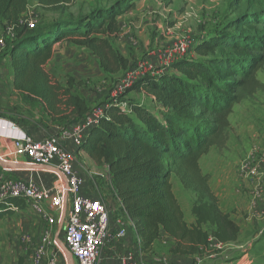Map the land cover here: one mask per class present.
<instances>
[{
    "label": "trees",
    "instance_id": "1",
    "mask_svg": "<svg viewBox=\"0 0 264 264\" xmlns=\"http://www.w3.org/2000/svg\"><path fill=\"white\" fill-rule=\"evenodd\" d=\"M67 1L38 3L47 9ZM29 4L30 0H0V37L7 25L15 27V37L6 38L0 53V65L10 63L13 87L24 102H31L29 95L34 93L45 104L49 114L42 124L66 131L93 107L73 80L64 85L47 71L55 46L69 41L84 47L98 58L105 76L122 74L129 62L113 41L121 33L119 18L132 11L135 3L118 0L87 16L60 17L35 29L18 24ZM230 7L234 17L216 29L211 39L196 42L193 53L201 59L195 55L175 62L174 73L146 75L123 95L137 91L154 97L163 110L129 105L132 114H127L113 100L80 149L105 173V185L111 190L107 197L113 196L118 212L134 223L146 252L164 234L175 241L172 252L180 256H201L208 250L210 236L232 245L239 239L240 227L218 209L212 233L201 221L190 226L173 189L176 175L199 202L215 201L200 161L228 129L235 105L257 86V73L264 67V0H232ZM26 208L23 199L2 202L0 220Z\"/></svg>",
    "mask_w": 264,
    "mask_h": 264
},
{
    "label": "rangeland",
    "instance_id": "2",
    "mask_svg": "<svg viewBox=\"0 0 264 264\" xmlns=\"http://www.w3.org/2000/svg\"><path fill=\"white\" fill-rule=\"evenodd\" d=\"M117 1L68 0L57 8L43 9L38 0H30L28 13L35 14L39 23H43L69 15L87 16L96 9L109 8ZM132 1L135 8L119 18L121 33L113 41L114 48L129 62L127 70L147 54L161 47L166 46L157 52L173 47L181 38L196 42L208 37L211 39L216 29L234 17L230 7L232 0ZM54 52L57 55L54 54L55 58L47 65V71L58 82L66 85L73 80L93 109L109 105L113 101L114 87L127 70L114 77H107L103 74L97 57L84 47L69 41L56 45ZM195 55L192 53L190 57ZM196 58L201 59L197 55ZM2 67L8 93L7 98L6 94L2 97L3 110L11 111L22 121L27 119L41 124L43 121L47 122L44 117L49 111L42 100L31 93V102H24L7 76L10 74V63L7 62ZM164 70L165 68H158V73L172 72ZM256 78L257 86L248 90L235 105L229 117L228 129L200 161L203 174L209 177L215 201L199 202L196 193L186 189L176 175L173 178L174 193L190 226L201 221V226L212 233L216 226L213 215L215 209H218L228 214L242 230L238 241L224 252L213 257L212 252L207 250L200 258L190 259V263L186 264H264V67L258 71ZM123 97L131 106L143 105L159 110L156 100H144L137 91ZM80 164L78 160L79 169L84 172ZM91 167L94 168L91 174L101 187V182L106 180L105 173L96 166ZM246 167L256 169V175L250 176L244 170ZM111 197L104 198L109 212L114 219L126 222ZM68 209L69 207L66 208ZM20 211H14L12 215L0 220V264H32L36 247L40 244V237H35L34 229L27 225L28 213ZM61 220L59 214L53 228V247L46 249L43 264H76L63 247L64 228L60 231ZM128 228L129 236L134 242L143 241L138 237L134 223ZM28 236L35 238L31 246L26 242ZM175 246V241L164 234L156 242L151 254L156 258L179 261L172 252ZM244 256L247 258L245 261Z\"/></svg>",
    "mask_w": 264,
    "mask_h": 264
},
{
    "label": "built area",
    "instance_id": "3",
    "mask_svg": "<svg viewBox=\"0 0 264 264\" xmlns=\"http://www.w3.org/2000/svg\"><path fill=\"white\" fill-rule=\"evenodd\" d=\"M18 24L35 29L39 18L27 12ZM14 30V26L7 25L4 36L0 37V53L5 49L6 38L15 37ZM195 46V40L181 38L173 47L159 51L163 53L152 52L148 57L138 60L115 85L112 93L114 103H118L125 113L132 114L128 102H118L117 99L144 76H159L158 68L170 71L175 62L190 57ZM2 74L3 67L0 65V76ZM153 99L155 100L154 97ZM108 108V104L96 107L85 119L72 125L73 130L67 129L59 136H49L42 141L34 140L15 124L0 120V138L13 141L29 164L55 170L61 175L51 189L31 179L0 177V203L10 199H23L27 209L49 225L39 238L40 244L36 247L32 264H43L46 249L53 247V228L59 214L64 220L63 245L76 264H180L154 257L151 252L145 251L141 240L129 241L128 226L133 222L127 216L124 218L128 225L122 219H114L102 197L91 198L83 194L85 180L75 167V158L68 150L67 142L71 136H88L105 116ZM244 170L250 176L257 173L256 169L250 170L249 167ZM88 176L91 180L94 178L93 174ZM34 239L30 236L26 238L29 246ZM231 245L210 236L208 250L214 257Z\"/></svg>",
    "mask_w": 264,
    "mask_h": 264
},
{
    "label": "crops",
    "instance_id": "4",
    "mask_svg": "<svg viewBox=\"0 0 264 264\" xmlns=\"http://www.w3.org/2000/svg\"><path fill=\"white\" fill-rule=\"evenodd\" d=\"M165 47H161L159 49H164ZM159 49H157L154 52H157ZM54 54L55 56L57 55L55 52ZM150 54L151 53L147 54L142 59L148 57ZM9 72L10 74L9 75L6 74V75L11 80V86H13V76H12L13 74L11 72V68ZM4 77H5V73L3 72V74L0 76V120L1 121H8L15 124L22 131L30 135L36 141H42L46 137L60 134L64 130L63 128L56 125L43 126L39 122H32V121H27L25 123L24 121L17 119V117L13 115L11 111L3 110V107L1 106V103L3 102L2 97L5 94H6L5 98H7L8 96V93L6 92L7 81H4ZM76 89L79 88L77 87ZM140 95L141 97L144 98V100L146 99V100L154 101L153 98L146 97V95L143 93H140ZM156 106L159 110H163L160 104L156 103ZM67 129L73 130V127L69 126ZM86 139L87 136H85L84 138H76L71 136L68 139L67 148L76 160L75 163L76 169L82 174L85 180V184L83 187V194L91 198L103 197L104 199L108 195H111V190H109L105 185L107 177H104L106 180L101 182L103 183L101 187H99V184H97L98 182H96L95 177L91 180L88 174L93 173L91 170H93L94 168L91 166H95V165L93 164V162L90 160V157L86 153L80 152V149L85 143ZM78 160L81 162L80 166L83 168L84 172L79 169ZM0 177H6V178L8 177L14 179H23V180L31 179L36 183L42 184L45 187L51 189L56 185L59 178H61V175L55 170L49 168L47 169L36 168L33 165L29 164L26 158L18 152L16 145L13 141L8 140L6 138H0ZM113 201L116 202V200ZM20 212L28 213L27 215L29 217V220L27 221L28 222L27 225H29L30 227L32 226V228L34 229L33 233L35 237L36 236L38 238L41 237L43 233L48 229L49 227L48 223L44 220H41L37 216L33 215L29 210L27 211V209H24L21 210ZM29 213H31V215ZM241 232L242 230L240 231V234ZM129 241H133L131 236H129ZM174 256L177 257V260L179 261H174L170 259L169 260L175 263H183V264L190 263L188 262L190 261V259L192 260L197 257L200 258V256H180V255H174ZM246 259H247L246 256H244V261Z\"/></svg>",
    "mask_w": 264,
    "mask_h": 264
},
{
    "label": "water",
    "instance_id": "5",
    "mask_svg": "<svg viewBox=\"0 0 264 264\" xmlns=\"http://www.w3.org/2000/svg\"><path fill=\"white\" fill-rule=\"evenodd\" d=\"M61 225H60V231L62 230V228H63V226H64V220H62L61 222ZM63 247H64V245H63ZM64 249H65V247H64ZM66 250V249H65Z\"/></svg>",
    "mask_w": 264,
    "mask_h": 264
}]
</instances>
